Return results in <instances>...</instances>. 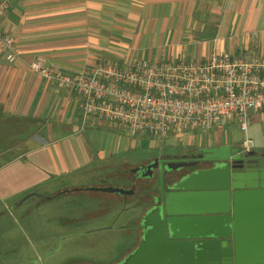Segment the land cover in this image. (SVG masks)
<instances>
[{
	"label": "crops",
	"instance_id": "obj_1",
	"mask_svg": "<svg viewBox=\"0 0 264 264\" xmlns=\"http://www.w3.org/2000/svg\"><path fill=\"white\" fill-rule=\"evenodd\" d=\"M2 28L13 36L18 55L9 63L0 50V216L29 191L80 193L85 174L133 165L113 162L123 149L119 141L112 150L91 147L89 129L106 122L83 126L79 97L31 72L32 60L74 72L100 61L203 62L213 53L264 57V0H15ZM247 125L244 137L253 142L252 150L264 153V114L250 111ZM195 132L162 141L180 151L241 147L233 134L197 140ZM137 137L144 139L132 138Z\"/></svg>",
	"mask_w": 264,
	"mask_h": 264
},
{
	"label": "built area",
	"instance_id": "obj_2",
	"mask_svg": "<svg viewBox=\"0 0 264 264\" xmlns=\"http://www.w3.org/2000/svg\"><path fill=\"white\" fill-rule=\"evenodd\" d=\"M15 0H0V50L13 62L18 47L2 28ZM29 69L58 90L79 97L81 124L107 122L129 136L146 134L151 140L179 138L190 131L209 133L218 123L236 119L247 131L250 111L264 114V57L250 60L228 54L210 55L203 62L136 60L116 64L100 61L74 72L58 69L41 58ZM246 136L241 150H251Z\"/></svg>",
	"mask_w": 264,
	"mask_h": 264
},
{
	"label": "water",
	"instance_id": "obj_3",
	"mask_svg": "<svg viewBox=\"0 0 264 264\" xmlns=\"http://www.w3.org/2000/svg\"><path fill=\"white\" fill-rule=\"evenodd\" d=\"M199 151L205 155L190 163L197 167L166 181V191L159 160L156 205L140 216L136 247L114 264H264V153L229 144ZM200 161L210 165L201 167ZM153 167L146 164L150 172L144 175ZM101 191L133 193L117 187Z\"/></svg>",
	"mask_w": 264,
	"mask_h": 264
},
{
	"label": "rangeland",
	"instance_id": "obj_4",
	"mask_svg": "<svg viewBox=\"0 0 264 264\" xmlns=\"http://www.w3.org/2000/svg\"><path fill=\"white\" fill-rule=\"evenodd\" d=\"M214 129L216 132L197 131L194 133L196 135L194 138L198 140L219 137L224 140L229 139L233 134L239 136L241 142L244 139L243 132L236 121L227 124L218 123ZM89 132L91 147L107 151L112 150V145L115 146L118 141L121 147L123 145L119 153L113 154V162L116 164L125 161L133 165L120 167L115 165L116 172L122 170L127 172L140 160L146 162L160 155L170 154L171 156L180 153L179 149H170V144H164V140H151L145 134H139L144 139L138 137L133 139L134 136L116 132L107 122L100 128L89 129ZM140 140H145V144L140 146ZM133 141L136 146L130 148L129 144ZM124 144L127 145V150L124 149ZM149 145L152 146L149 148L147 147ZM105 174L109 173L101 170L96 174H85L80 179L86 185L101 184L105 181L102 178ZM108 183L116 187L123 186L122 182L116 179L108 180ZM83 191L47 200L36 209L32 208L33 200L28 197L24 199L30 196L31 191L21 196L20 200L25 201L21 206H17L18 203H16L7 214L0 216L2 217L0 218V264H113L118 262L130 243L128 229H126L128 227L125 225L139 217L143 210L139 206L132 207L136 199L133 196L122 197L116 192L101 190V192ZM38 192L42 193L43 190ZM75 195L78 197H74ZM75 198L78 199L75 200ZM124 198H127L130 204L122 209L121 202ZM97 200L104 205H100ZM12 213L17 216L11 220ZM63 216L73 217L74 223L69 222L63 226L61 224ZM127 249L126 251L129 250Z\"/></svg>",
	"mask_w": 264,
	"mask_h": 264
},
{
	"label": "flooded vegetation",
	"instance_id": "obj_5",
	"mask_svg": "<svg viewBox=\"0 0 264 264\" xmlns=\"http://www.w3.org/2000/svg\"><path fill=\"white\" fill-rule=\"evenodd\" d=\"M200 148L201 147H198L195 150H183V151L181 150L180 153H178V155H171V156L160 155V156H157L158 161H156V162H153V158H152V160L150 159L146 162L140 163L139 165H135L133 167H130L128 169L129 171H127V172L125 170H122L121 172L119 171V172H113V173L105 174L102 177V178H104L103 180H105V181L101 182V184L91 183L90 185L81 186L78 189L99 192L102 188L116 187L113 184L108 183V180L116 179L119 182H122V184H123L122 187L118 186L117 188H122L123 190H126V191H129V190L133 191L132 194H125V193L120 194L118 192H116V193L120 194V196H122V197H127V196H130V197L133 196L134 198L136 197L135 201L132 203V207L137 208L136 206H139L143 210L142 213H144L148 207H152V206L156 205L155 199L159 195V187H160L159 186V177H160V174H159L160 161L159 160H163L161 162V172H162V178H163V190L166 191V181H169L170 179H176L177 180L181 175H185L187 173H190L193 170V168L196 166V165L195 166L191 165L190 163L196 162V160L201 159L205 155L204 153H201L199 151ZM148 163L154 164V167L151 170L150 176H148L147 174L144 175L145 173L150 172L149 170H146V168H144L146 166V164H148ZM167 163H170L171 166L176 165L178 163H184V164L181 165L177 169H173V168L167 169V166H166ZM199 165L201 167H204V166L207 167L208 165H210V163H207L205 161H200ZM136 168H139V169L136 170ZM70 192H72L71 189H66V190L61 189L57 192L50 193V194H41L38 191H32V193H30V196L28 195V196L24 197V199L28 197L31 200H33L34 203L32 204V208L36 209V208L41 207V204L44 203L45 201L54 200V199L59 198L61 196H66V195H68L66 193H70ZM70 194H74V193L72 192ZM81 196H80V198H81ZM74 197H78V195H75ZM24 199L23 200L21 199L19 201V203L17 204V206H21L23 204V202H25ZM77 199L78 198H75V200H77ZM97 201L99 202L100 205H104V203H102L101 201H99V200H97ZM121 204L124 207V208L122 207V209H125L126 205H129L130 203H128L127 198H124L123 201L121 202ZM121 204H119V205H121ZM2 215H5V213H2ZM140 216L135 219L136 221L131 220L129 222V224L127 223V225H125V227H128L126 229H128V236H129L128 239L130 241V243L127 245V247H129L128 248L129 250L126 247L122 256L120 257V259H122L124 256H126L129 252H131L136 247V245L138 244V242L141 238V232L143 230V227L140 224ZM0 218H2V217H0ZM61 220H62L61 224H63V226L67 225L69 222L74 223V221H75L73 219V217L70 218L67 216L61 217ZM64 228H66V227H64ZM65 235L67 236L68 234H65ZM126 249L128 251H126ZM114 263H116V262H114ZM83 264H85V263H83Z\"/></svg>",
	"mask_w": 264,
	"mask_h": 264
}]
</instances>
